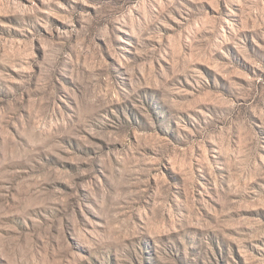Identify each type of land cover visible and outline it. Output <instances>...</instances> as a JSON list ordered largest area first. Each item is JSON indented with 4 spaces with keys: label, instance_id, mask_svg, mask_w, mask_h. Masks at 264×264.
<instances>
[{
    "label": "rangeland",
    "instance_id": "rangeland-1",
    "mask_svg": "<svg viewBox=\"0 0 264 264\" xmlns=\"http://www.w3.org/2000/svg\"><path fill=\"white\" fill-rule=\"evenodd\" d=\"M0 264H264V0H0Z\"/></svg>",
    "mask_w": 264,
    "mask_h": 264
}]
</instances>
